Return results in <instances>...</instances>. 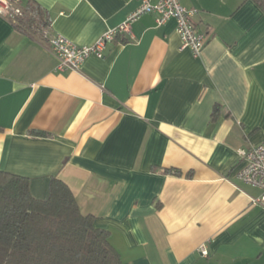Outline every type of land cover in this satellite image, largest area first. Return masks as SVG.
<instances>
[{"label":"crops","instance_id":"crops-1","mask_svg":"<svg viewBox=\"0 0 264 264\" xmlns=\"http://www.w3.org/2000/svg\"><path fill=\"white\" fill-rule=\"evenodd\" d=\"M33 1L49 34L86 46L141 0ZM180 1L208 34L197 57L144 14L79 71L0 15V171L40 199L62 180L123 264H264L261 191L237 176L238 149L264 143V13Z\"/></svg>","mask_w":264,"mask_h":264},{"label":"trees","instance_id":"trees-1","mask_svg":"<svg viewBox=\"0 0 264 264\" xmlns=\"http://www.w3.org/2000/svg\"><path fill=\"white\" fill-rule=\"evenodd\" d=\"M252 2L264 13V0ZM18 5L21 15L6 18L42 38L50 25L47 12L33 0ZM30 133L46 136L38 129ZM108 236L94 216L81 213L62 180L53 177L48 196L40 199L31 194L28 177L0 171V264H123Z\"/></svg>","mask_w":264,"mask_h":264},{"label":"built area","instance_id":"built-area-1","mask_svg":"<svg viewBox=\"0 0 264 264\" xmlns=\"http://www.w3.org/2000/svg\"><path fill=\"white\" fill-rule=\"evenodd\" d=\"M196 13V9L186 8L180 0H141L121 23L103 33L90 45L78 46L61 33L49 34L47 29L43 31V38L48 50L58 59L57 68L79 71L89 55L103 57L107 43L118 35L130 33L132 23L142 15L153 14L157 25L173 19L181 47L190 49L192 55L197 57L207 42L208 34L195 26L193 16ZM0 15H21L17 1L0 0ZM238 155L242 164L237 176L241 181L260 189L261 194L253 201L264 207V143L239 148ZM198 251L202 255L208 253L204 245Z\"/></svg>","mask_w":264,"mask_h":264}]
</instances>
